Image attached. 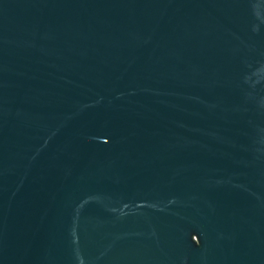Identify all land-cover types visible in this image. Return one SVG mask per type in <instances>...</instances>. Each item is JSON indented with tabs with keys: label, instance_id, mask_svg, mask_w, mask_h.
Returning a JSON list of instances; mask_svg holds the SVG:
<instances>
[{
	"label": "water",
	"instance_id": "water-1",
	"mask_svg": "<svg viewBox=\"0 0 264 264\" xmlns=\"http://www.w3.org/2000/svg\"><path fill=\"white\" fill-rule=\"evenodd\" d=\"M0 264H264V0H0Z\"/></svg>",
	"mask_w": 264,
	"mask_h": 264
}]
</instances>
